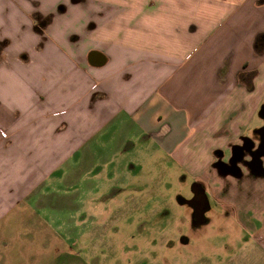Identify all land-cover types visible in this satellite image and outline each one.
Segmentation results:
<instances>
[{"label": "crops", "instance_id": "1", "mask_svg": "<svg viewBox=\"0 0 264 264\" xmlns=\"http://www.w3.org/2000/svg\"><path fill=\"white\" fill-rule=\"evenodd\" d=\"M94 1L67 24L56 16L75 0H0V260L41 237L25 220L40 195L74 189L79 154L119 118L194 166L264 251L262 175L221 169L235 146L260 143L264 0Z\"/></svg>", "mask_w": 264, "mask_h": 264}, {"label": "rangeland", "instance_id": "2", "mask_svg": "<svg viewBox=\"0 0 264 264\" xmlns=\"http://www.w3.org/2000/svg\"><path fill=\"white\" fill-rule=\"evenodd\" d=\"M92 2L75 0L56 19L68 24ZM80 23L84 33L94 31ZM206 148L193 156L194 165L206 161ZM79 155V177L68 184L74 189L41 194L36 214L25 218L40 224L41 237L32 232L34 240L17 254L7 249L0 264H264L252 233L213 198L204 220L195 222L187 202L199 183L195 167L175 164L137 124L119 118Z\"/></svg>", "mask_w": 264, "mask_h": 264}, {"label": "water", "instance_id": "3", "mask_svg": "<svg viewBox=\"0 0 264 264\" xmlns=\"http://www.w3.org/2000/svg\"><path fill=\"white\" fill-rule=\"evenodd\" d=\"M259 115L264 120V106H262ZM262 131H264V127L259 130L260 134L262 135ZM249 139V138H246ZM262 149L264 150V144L262 145ZM260 147V146H259ZM258 149L254 150V145L251 144L250 147H246L245 144L243 145H237L232 151L231 157L229 158L228 162L223 163L225 165L232 164L237 169V172H229L233 175L237 176L241 174L242 166L245 168L253 169L254 171L260 172V175H263L264 167H263V158H264V152L258 153ZM250 158V159H249ZM240 172V173H239ZM196 187H199L200 189V200L204 202V204L208 205L209 207V199L205 191V187L201 183H195L193 188V193L196 195ZM193 197L192 199L188 200L187 202L191 205H193L194 201ZM207 209V208H206ZM205 212V211H204ZM204 215V213H203Z\"/></svg>", "mask_w": 264, "mask_h": 264}, {"label": "flooded vegetation", "instance_id": "4", "mask_svg": "<svg viewBox=\"0 0 264 264\" xmlns=\"http://www.w3.org/2000/svg\"><path fill=\"white\" fill-rule=\"evenodd\" d=\"M61 11H64L65 8L63 6H61L60 8ZM50 18L46 19L45 22H48ZM260 143L258 145V147L254 148L255 149H258V153H262L264 152V150L262 149V146L261 144L263 145L264 144V131H262V135L260 136ZM260 146V147H259ZM246 147H249L246 145ZM220 153V152H218ZM221 154V153H220ZM250 159V158H249ZM223 171H231V172H237V169L235 168V166H233L232 164H229L227 166H222L221 168ZM240 173V172H239ZM241 176L239 177V179H237V181L241 182L242 180H244L245 175L244 174H240ZM262 180H264V172H263V175H262ZM196 195H194V193L192 194L194 198V201H193V205H192V211L194 213V217H195V222L196 223H199V222H202L204 220V215L202 214V210L204 209V204L202 203V201L200 200V189L199 187H196Z\"/></svg>", "mask_w": 264, "mask_h": 264}]
</instances>
